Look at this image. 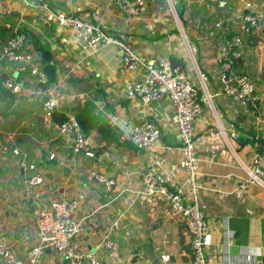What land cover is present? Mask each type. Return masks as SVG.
Returning a JSON list of instances; mask_svg holds the SVG:
<instances>
[{
    "label": "crops",
    "instance_id": "0c3cea01",
    "mask_svg": "<svg viewBox=\"0 0 264 264\" xmlns=\"http://www.w3.org/2000/svg\"><path fill=\"white\" fill-rule=\"evenodd\" d=\"M42 1L53 12L100 23L143 59L168 57L182 63L203 105L194 134L198 139V199L212 238L207 259L210 264H227L223 260L226 246L231 264H245L247 257L251 264H264V186L239 188L251 155L264 143V25L241 33L239 68L254 84L253 105L245 109L221 93L215 58L220 44L239 30L232 16L244 10L241 0H146L145 11L132 18L110 0ZM249 1L264 8V0ZM218 20L220 28L215 26ZM6 22H18L42 68L51 66L54 82L48 93L57 100L54 111L81 119L80 130L95 152L94 158H88L65 148L71 134H60L57 123L41 109L48 95L46 86L28 72L18 71L15 64L0 62L3 77L24 81L17 94L0 89V227L15 255L25 258L37 242L31 215L35 203L75 198L79 207L74 220L83 224L76 241L82 250L93 251L98 238L118 220L119 227L109 238L125 263L153 264L148 257L151 244L162 264H192L183 222L162 200L137 194L142 166L152 164L162 171L181 157L169 99L144 103L128 97L119 75L117 48L107 44L83 51L79 33L57 26L42 9L26 7L22 0H0V49L12 34L3 26ZM138 73L142 77L144 71ZM202 73L207 77L204 81L199 77ZM113 117L130 123L154 121L161 131L159 143L149 150L136 147L121 138ZM4 147L9 149L4 151ZM13 147L23 153L25 168L11 152ZM29 164L35 169L30 170ZM91 170L112 178L113 189L106 191L90 178ZM39 174L42 183H28ZM175 185L188 191L185 174L175 179ZM97 195L113 208L102 205ZM96 253L101 264H113L105 251ZM161 254H168L169 262H162ZM42 264H59L52 248L44 251Z\"/></svg>",
    "mask_w": 264,
    "mask_h": 264
},
{
    "label": "built area",
    "instance_id": "2783aa9c",
    "mask_svg": "<svg viewBox=\"0 0 264 264\" xmlns=\"http://www.w3.org/2000/svg\"><path fill=\"white\" fill-rule=\"evenodd\" d=\"M22 1L26 7L48 12L57 26L69 27L77 31L83 51L96 46L114 45L121 56L119 75L123 90L128 97H137L144 103L163 98L169 99L173 108L171 121L177 131L181 157L162 171L152 164L142 166L138 170L140 188L137 194L166 203L172 214L177 216L185 226L189 236L192 264H210L207 259V248L212 238L206 215L198 199V139L194 134V123L200 117L203 105L198 90L184 69L180 65H174L168 57L143 59L122 38L109 35L103 25L98 22H90L60 11L53 12L42 0ZM241 1L244 10L237 11L232 16L239 30L220 44L215 58L221 93L242 108L248 109L253 105L254 84L250 77L239 68L243 58L241 33H248L264 25V8H256L249 0ZM110 2L128 18L138 17L146 9V0H110ZM3 26L12 34L0 49V62L7 61L15 64L18 71L28 72L30 76L46 86L44 92L48 95L42 100L41 109L44 116L51 120L57 100L48 93L51 88L48 75L40 65V59L36 57L28 34L18 22H6ZM215 26L220 28L222 21L218 20ZM140 70L144 71L142 77L138 73ZM199 77L202 81L207 79L203 73ZM23 88L22 78H6L0 73V89L17 94ZM112 122L121 130V138L130 140L140 149L149 150L160 141V128L152 120L130 123L113 117ZM55 125L60 134L65 136L71 134L64 146L73 155L95 157L89 139L81 132L74 117H69L65 122ZM8 149V147L3 148L4 151ZM11 152L19 157L20 166L25 168L23 153L15 147L11 148ZM53 157L54 154H51L50 158ZM28 168L34 170L35 165L29 164ZM182 173L185 174L187 192L175 185V179ZM246 174L239 184L240 189H246L251 184L264 186V143L258 145L251 155ZM89 176L101 184L106 191L113 189L115 182L112 178L95 170H91ZM43 181L44 178L39 174L30 177L28 183L37 185ZM78 207L79 200L75 198H57L35 203L31 215L37 232V242L30 247L23 259L15 255L9 237L0 227V261L3 264H42L44 251L52 248L58 256L59 264H101L97 257V250L105 251L113 264H127L120 259L117 248L109 238V235L118 229V220L113 221L111 227L98 238L97 246L93 251L86 252L79 247L76 236L83 231V224L74 220ZM226 248L224 246L226 255L223 256V260L231 264ZM169 259L168 254L160 255L162 262H169ZM252 262L251 258L247 257L245 264Z\"/></svg>",
    "mask_w": 264,
    "mask_h": 264
},
{
    "label": "trees",
    "instance_id": "16d2710c",
    "mask_svg": "<svg viewBox=\"0 0 264 264\" xmlns=\"http://www.w3.org/2000/svg\"><path fill=\"white\" fill-rule=\"evenodd\" d=\"M171 61H172V63H173L174 65L177 64V65H180V66L183 68L182 63H181L179 60H177L176 58H171ZM44 71H45V72L47 73V75H48V78H49V84H52V82H54V74H53V70L51 69V66H46V67H44ZM51 119H52V121H54L55 123H63V122H65V121L68 119V117L63 116V115L60 114L59 112L54 111V112L52 113V115H51ZM76 120H77V122H78V121H81V119H79V118H77ZM78 123H79V122H78Z\"/></svg>",
    "mask_w": 264,
    "mask_h": 264
},
{
    "label": "water",
    "instance_id": "95a60500",
    "mask_svg": "<svg viewBox=\"0 0 264 264\" xmlns=\"http://www.w3.org/2000/svg\"><path fill=\"white\" fill-rule=\"evenodd\" d=\"M97 199L101 202L102 205H106L109 208H113L111 204L108 203L107 200L105 199H100L97 195ZM148 257H149V262H152L153 264H162L160 261H158L155 258L154 252H153V247L151 244L148 245Z\"/></svg>",
    "mask_w": 264,
    "mask_h": 264
}]
</instances>
